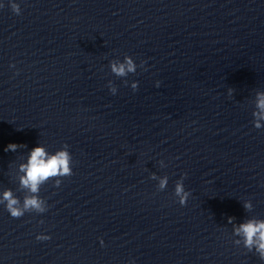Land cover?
<instances>
[{
  "label": "clouds",
  "instance_id": "clouds-1",
  "mask_svg": "<svg viewBox=\"0 0 264 264\" xmlns=\"http://www.w3.org/2000/svg\"><path fill=\"white\" fill-rule=\"evenodd\" d=\"M4 4L0 3V8H3ZM10 7L13 13L19 15L21 14V8L18 3L12 2L10 0ZM14 67V65H10ZM136 63H134L131 56H126L124 62L117 63L113 62L111 64V71L117 76H126L128 73H134L136 71ZM141 67H143V62H141ZM159 81H157V86H159ZM132 89L136 90L138 88V82L132 84ZM112 94H116L117 89L114 86H109ZM257 108L258 112L253 113L254 120L253 124L256 129L264 127V93H258ZM22 145L16 143H9L5 151L15 152ZM68 145L66 144L64 148L58 150L54 154H48L42 146L34 147L29 154L27 163L22 165L21 171L24 172V176L21 177V185L27 188L32 196L25 197L23 203L13 195V193L8 190L3 193V199L0 203L6 202L5 208L12 218H20L24 216L26 212H36L44 213L47 208L45 203L38 196L40 185L51 178L56 177H67L73 174L72 172V156L67 150ZM163 166V161H161ZM187 174L185 173L184 176ZM181 177L175 183L174 195L178 198V202L181 206L186 205L191 193L185 190L183 179ZM151 179H157L155 173L152 174ZM61 180L55 181V186L59 187ZM168 184V177L163 176L159 179V190L166 189ZM244 207L246 209L251 207L250 202H245ZM229 223H231V218H229ZM235 234L243 238L244 247L249 251L255 250L259 255L261 260H264V221H254L249 220L248 222L241 223L235 228ZM51 237L48 235H37V240H49ZM237 244L240 241H236ZM103 244V240H101Z\"/></svg>",
  "mask_w": 264,
  "mask_h": 264
}]
</instances>
